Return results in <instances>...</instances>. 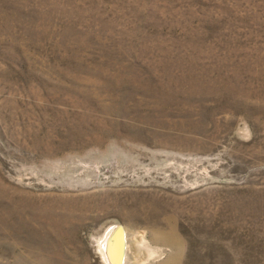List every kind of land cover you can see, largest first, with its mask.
I'll return each mask as SVG.
<instances>
[{
    "label": "rangeland",
    "instance_id": "obj_1",
    "mask_svg": "<svg viewBox=\"0 0 264 264\" xmlns=\"http://www.w3.org/2000/svg\"><path fill=\"white\" fill-rule=\"evenodd\" d=\"M113 226L264 264V0H0V264H106Z\"/></svg>",
    "mask_w": 264,
    "mask_h": 264
},
{
    "label": "bare ground",
    "instance_id": "obj_2",
    "mask_svg": "<svg viewBox=\"0 0 264 264\" xmlns=\"http://www.w3.org/2000/svg\"><path fill=\"white\" fill-rule=\"evenodd\" d=\"M98 251L106 264H146L156 255L142 237L138 241L129 239L126 230L120 226H113L98 240ZM141 251L146 252L144 259L138 256Z\"/></svg>",
    "mask_w": 264,
    "mask_h": 264
}]
</instances>
